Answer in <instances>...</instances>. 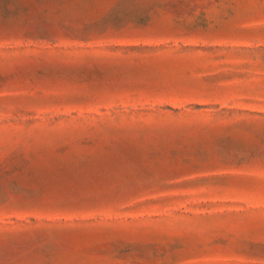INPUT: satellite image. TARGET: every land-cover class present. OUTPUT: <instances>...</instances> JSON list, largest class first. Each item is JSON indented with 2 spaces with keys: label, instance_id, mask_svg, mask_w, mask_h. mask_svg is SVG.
<instances>
[{
  "label": "rangeland",
  "instance_id": "374dc122",
  "mask_svg": "<svg viewBox=\"0 0 264 264\" xmlns=\"http://www.w3.org/2000/svg\"><path fill=\"white\" fill-rule=\"evenodd\" d=\"M0 264H264V0H0Z\"/></svg>",
  "mask_w": 264,
  "mask_h": 264
}]
</instances>
